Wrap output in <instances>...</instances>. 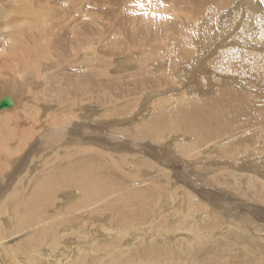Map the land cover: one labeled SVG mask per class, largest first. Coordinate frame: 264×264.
Returning <instances> with one entry per match:
<instances>
[{
  "label": "bare ground",
  "instance_id": "obj_1",
  "mask_svg": "<svg viewBox=\"0 0 264 264\" xmlns=\"http://www.w3.org/2000/svg\"><path fill=\"white\" fill-rule=\"evenodd\" d=\"M126 1L0 0V264H264V0ZM167 57L201 58L176 102ZM37 140L33 174L14 161ZM92 218L114 238L81 254Z\"/></svg>",
  "mask_w": 264,
  "mask_h": 264
},
{
  "label": "rangeland",
  "instance_id": "obj_2",
  "mask_svg": "<svg viewBox=\"0 0 264 264\" xmlns=\"http://www.w3.org/2000/svg\"><path fill=\"white\" fill-rule=\"evenodd\" d=\"M118 1H121V0H93V8H98V7H107V6H111V7H114V2H118ZM136 1H138V6H136V7H139V6H141V8L142 7H145V6H147L148 4H144L143 3V1L142 0H136ZM239 1H241V0H239ZM243 1V0H242ZM155 2V1H154ZM154 2H152L151 4H153ZM148 3H150V1L148 2ZM137 3H135V0H128V1H126V3H125V5H124V7H123V10H124V13L126 12L127 14H131L132 16L133 15H135V14H137L136 12H138V11H136V7H135V5H136ZM118 9H120V8H118ZM121 10V9H120ZM141 11H143V10H141ZM140 17L141 16H139V15H136V19L135 20H139L140 19ZM109 19H112V16H111V18L110 17H108V18H106V20H108L107 22L109 23H111V21L112 20H109ZM229 23L230 22H228V24L227 25H229ZM109 29H110V27H108ZM108 28L106 29V30H108ZM238 28V26L237 25H235V28L234 29H228V28H226L227 29V34H228V37H229V34H230V31L231 32H234L236 29ZM7 38H10L9 36H6ZM129 53H130V50H129ZM119 57V56H118ZM128 57V58H127ZM129 57H131V58H129ZM127 58V59H126ZM136 58H141L138 54H136V55H131V56H126V57H124L123 58V60H125L124 62H125V64L123 65V69L126 71V65L128 64V63H130V64H133L132 66H130L128 69H127V71L126 72H129L131 69H133L134 67H135V62H134V59H136ZM137 61V60H136ZM201 62V58L200 59H198V60H194V61H183V60H181V61H179V60H171L169 57H167V58H165V59H162L161 61H159V60H157V59H153V61L151 62V67H152V70H153V73H155V74H162L164 77H166V78H169V79H171L172 81H173V84H168V87L162 92V96H166V97H169L170 98V101L172 102H176L177 101V98H178V95H180V92L182 91V90H180L181 89V85H182V83H183V81H185V80H187V78H189L190 77V70H189V67H190V65H191V63H192V68H193V71L195 70V68H194V64H198L199 65V63L198 62ZM184 62V65L182 66V63ZM123 63H122V60H121V58H119L118 59V63H114V65L116 66L115 67V69L113 70V73H116L117 71H119L120 69H122V68H120V67H122L121 65H122ZM118 67V68H117ZM118 69V70H117ZM30 76H31V74L27 77V76H25V78H24V80L22 79V85L20 86V90H21V94L23 95V97L24 98H26V100L25 101H28V102H30V103H32V104H34L35 102H32V96L30 95V93L29 92H34V86H32V84L31 85H29L30 84V82H29V80H30ZM29 78V79H28ZM253 80H254V78H252ZM24 82H29V83H27V86L29 87H25V85L26 84H24ZM31 86V87H30ZM33 87V88H32ZM255 87H257V85L255 86ZM186 88V87H185ZM184 88V89H185ZM32 90V91H31ZM24 91V92H23ZM28 92V94L27 93H25V92ZM36 91V90H35ZM152 92V91H151ZM5 93H7V94H5L4 96H6V95H10L11 93L10 92H5ZM14 95V94H13ZM29 95V96H28ZM15 96V95H14ZM181 96V95H180ZM2 97V96H1ZM28 97V98H27ZM3 98V97H2ZM15 99V98H14ZM144 108H146V107H144ZM44 110V111H43ZM46 108H40V110H39V116L41 115H43L42 117H44V118H48L47 116H48V114H46ZM141 110H143V109H141ZM0 111H3V110H0ZM45 119V120H46ZM44 120V121H45ZM44 123V122H43ZM40 140H37V141H31L30 143H29V145H28V150H26V151H24L25 153H27V154H25L24 152V156H23V153H20V155L18 154V156H16L15 157V161H14V165H15V163H16V165L15 166H17V165H19L20 164V162L21 163H23V162H25V167H34V166H36V168H33L32 169V173L33 174H35V172L37 171V170H41L42 169V166H41V164H42V161H41V159H38V158H41L42 157V154L44 155L45 153H49V151L47 150V152H45V153H43V151H42V148H43V146L45 145V143H43V142H39ZM41 144V145H40ZM37 146V147H36ZM40 146V147H39ZM38 149V150H37ZM30 150V151H29ZM34 151V152H33ZM39 151V152H38ZM41 151V152H40ZM33 152V153H32ZM38 153V154H37ZM42 153V154H41ZM263 153V152H262ZM22 154V155H21ZM37 154V155H36ZM41 154V155H40ZM17 155V154H16ZM46 155V154H45ZM22 157V158H20V157ZM31 156V157H30ZM30 157V158H29ZM17 158V159H16ZM29 160H31L30 161V163H29ZM19 161V162H18ZM37 161H38V163H37ZM41 163H40V162ZM67 163H68V161L67 160H65ZM257 168H260V165H257ZM51 169V167H49V168H47V169H45V170H42L41 172H39L40 174H42L43 172H45V171H47V170H50ZM264 169V168H263ZM25 168L22 170L23 171V173L25 172ZM253 171H254V169H252V171H251V173H253ZM37 174L35 177H37V176H39L40 174ZM32 176V174H29V177H31ZM8 190V191H7ZM7 190H5L6 192H9L10 191V188H8ZM63 194L64 193H62L61 195L63 196ZM79 195V194H78ZM78 195H76V200L78 199V197H80V195L78 196ZM65 200H67V199H65ZM201 201H203V199H200ZM237 201H239V200H237ZM64 204H70V203H64ZM61 205H63V203H61ZM59 203L57 204V206H56V211H55V213L57 212V213H60V215L59 216H61L62 214H63V212L61 211V212H59V208L60 207H62ZM117 205V206H116ZM180 205H181V201H179V203H176V205H174L175 207H180ZM112 206H113V208H118V206H119V204L118 203H115V202H113L112 203ZM169 206V205H168ZM167 206V209H169L168 211H171L172 209H170L171 207L169 206L168 207ZM63 207H65V206H63ZM58 208V209H57ZM177 215V213H174V216H176ZM242 215V218L243 217H245L246 216V214H244V213H242L241 214ZM58 216V217H59ZM199 216H197L196 218H198ZM241 216H239V217H236L235 219H234V224L233 225H235V224H237V223H240L241 222V220L240 219H242V218H240ZM179 219L180 218H176L175 220H173V221H171L170 223H173V224H175V223H177L178 221H179ZM237 219V220H236ZM232 221H233V219H231ZM236 220V221H235ZM109 222V220H106V221H103V220H100V219H97V218H92V219H90V222H89V224H88V226L90 225V228L93 230V228H95L94 230L96 231V233H94L95 231L93 230H91V229H87V228H82V231H79L78 229H77V227L81 224V222H77L76 224H75V226H74V228H72V229H74L75 231H73L72 229H69V230H71V232H75L77 235H81L80 236V243H78V242H75L74 243V246H78V245H80V244H83V241L85 240H87V243L89 244H87V243H85L84 245H82V248L80 249V248H76L78 251L79 250H81V254H83V252H84V250L85 249H88L89 247H91V248H93L94 246L96 247H101L99 244H104V242L105 243H109V241H111L114 237L113 236H110L109 235V233L108 232H105L104 231V229H102V227H99L98 226V224H100V223H102L103 225H106V226H104V227H110V224L108 223ZM241 224V223H240ZM243 224V223H242ZM241 224V225H242ZM93 225V227H91ZM95 226V227H94ZM243 227L245 228V226L243 225ZM97 228H99V229H97ZM64 229H66V230H68V227H64ZM58 230H60V231H62L63 229H61V228H58ZM87 231V232H86ZM99 231H101V232H99ZM125 231H127V230H124V232ZM86 233V234H84V233ZM90 233V234H89ZM130 233H133L134 235H136V236H134V238L133 239H131V237H129L128 236V234L130 235ZM84 234V235H83ZM94 234V236H91V235H93ZM105 235V237H103L104 235ZM126 234V236H125V240H123L124 241V243L122 242L121 244L125 247H127V245H128V248L129 249H131V247H132V245H134L135 246V244H136V242H138V241H136V239H137V236H138V240H140V238H142V237H140V235L141 234H138L137 235V232L135 233L134 231H128V233H125ZM124 234V235H125ZM97 237H96V236ZM102 237V238H100V236ZM106 235H107V237H106ZM124 235H123V237H124ZM148 235V234H147ZM147 235H145L144 237H147V238H145L147 241H150L151 239H152V237H151V234H149L148 236ZM87 236H89V237H87ZM88 238V239H90V240H88V239H86V238ZM95 237L96 238H98V244H97V239H96V241L94 240L95 239ZM112 237V238H111ZM91 238H92V240H91ZM106 238V239H105ZM108 238V239H107ZM110 238V239H109ZM151 238V239H150ZM162 238V237H161ZM161 238H159V239H157V243H155L156 245H158V246H160V243L161 244H163L162 242H161ZM71 241H73L74 239H75V236L73 235V237L71 236L70 238H69ZM105 241H104V240ZM94 240V241H93ZM100 240H101V242H100ZM128 240H130V243H129V241ZM133 240V241H132ZM156 240V239H155ZM169 240L170 241H172V239H170L169 238ZM84 241V242H85ZM92 241V244L90 243ZM126 241H127V243H126ZM135 241V242H134ZM96 242V243H95ZM100 242V243H99ZM95 244V245H94ZM91 245V246H90ZM87 248H86V247ZM94 247V248H95ZM147 246H145V248H146ZM133 248V247H132ZM76 249H74L75 251H76ZM104 250H106V251H104ZM104 250H103V252H106V253H109V251L107 250V249H105L104 248ZM135 251V248H133V249H131V251L130 252H132V251ZM103 252H101V253H103ZM76 253H77V251H76ZM99 261H100V263H103V259L101 258V257H99ZM105 262V261H104ZM106 264H110L109 262H105Z\"/></svg>",
  "mask_w": 264,
  "mask_h": 264
},
{
  "label": "water",
  "instance_id": "obj_3",
  "mask_svg": "<svg viewBox=\"0 0 264 264\" xmlns=\"http://www.w3.org/2000/svg\"><path fill=\"white\" fill-rule=\"evenodd\" d=\"M13 104V100L9 95H6L0 99V109L12 107Z\"/></svg>",
  "mask_w": 264,
  "mask_h": 264
}]
</instances>
